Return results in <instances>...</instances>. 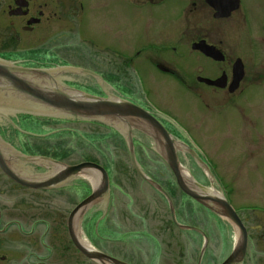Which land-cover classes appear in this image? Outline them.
<instances>
[{"label": "flooded vegetation", "instance_id": "flooded-vegetation-1", "mask_svg": "<svg viewBox=\"0 0 264 264\" xmlns=\"http://www.w3.org/2000/svg\"><path fill=\"white\" fill-rule=\"evenodd\" d=\"M194 4L197 6V3ZM240 5V8H243V0H240ZM115 6H119V9L115 10ZM128 6L137 10L149 6L148 11L153 14L143 21L154 20L157 36V0H0V58H12L24 53L41 54L49 52V46L59 52L64 46L66 33L62 32L63 26L57 27V22L74 20V24L77 22L80 24V20L97 21L91 45L94 49H103L105 55L87 56L86 61L89 67L84 65L83 57L78 59L80 66L68 68L62 64L63 59L59 58V64L54 63L57 66L50 71L66 72L71 76L61 83L63 85L73 84L84 88L86 84L88 88L99 90L105 98L124 100L139 106L149 112L177 143L175 151L179 153V162L187 184L202 198H207V204L213 208L209 209L199 203H196L199 209L186 210L182 205L180 207L176 198L171 196V189L182 194L187 199V205L195 201L177 187L175 176L168 168V160L163 158L162 152H155L157 161L152 163L155 165L158 162L163 167V175L167 183L169 182L168 187L162 182L161 175L155 178L172 198L175 218L179 225L174 222L170 202L158 191L157 196L161 198L167 212L162 222L160 217L164 208H161V203L155 202L157 211L153 212L151 219L163 223L164 226H160L162 230L160 232L171 234L174 230L177 231L172 235L176 245L170 242L164 251L172 256V248L175 246L178 250L177 254L172 256V264H264L259 262L257 257L260 252L259 247L256 240L253 242V235L251 236L252 231L256 233L261 230L260 227L251 224L254 216L240 212L241 207L236 208L233 203L231 204L242 226L221 215L226 212L219 206V200L224 194L220 191L218 184L225 183L224 177L218 174L215 177L208 175L206 163L202 162V164L193 156V147L186 144L184 134L171 121L173 120L184 132L194 138L206 154L207 164L217 171L218 166L195 138L197 135L195 130L198 127L195 120L204 118L217 104V102L209 104L204 94L225 93V91L228 92V88L207 86L201 82L200 78L217 80L223 74H227L228 82H230L232 67L238 58L229 61L223 52L224 61L217 62L200 52L185 49L182 41L170 42L175 38L170 34L164 35L169 41L162 43L163 48L157 49V45H154L153 53L149 50L153 46L143 45L130 51L129 43L124 39H128L127 31L123 33V36H118L117 44L108 37V33V38H103L100 29L104 28L106 32L115 27L125 29L127 20H140L138 12H134L130 18ZM202 7L207 8L212 15L210 18L218 22L228 20L234 15L220 20L215 17L216 11L206 0ZM243 17L244 20L248 19L246 11ZM54 31L56 33L49 35ZM180 38L182 39V36ZM202 40L220 49V46L209 43L204 38H197V41H192L191 45ZM196 57L209 62L212 68L207 66L204 70H195L194 58ZM108 58L112 61L105 63ZM4 60L7 59H0V63L7 62ZM113 61L117 63L116 66L113 65ZM147 63L157 73V79H154L157 83L155 85L157 99L158 91L162 87L169 90L173 97L171 91L173 89L192 96L194 107L185 116L190 122L189 125L181 118L180 111L165 107L152 99L153 92L147 85L150 81L140 71L141 65ZM227 63L230 68V77L225 69L219 70ZM83 68L90 70L91 74L73 75V72ZM135 75L141 80L144 96H141L137 89ZM247 77L245 68L244 80L233 97L231 96L239 113L242 112L237 102L241 101L242 96L248 95V100L251 101V97H255L257 93L251 90V84L247 87ZM83 83L84 85H81ZM2 84L3 82L0 81V87ZM127 86H130L132 92ZM254 87L257 90L256 86ZM222 100L225 99L218 100L221 103L220 106L227 105V100ZM149 101L156 110L149 106ZM0 103H6L5 107L11 108L8 113L0 111V131H2L0 139L4 145L2 153L11 169L30 184L29 186L18 183L0 169V264H162V259L159 257V251L162 248L161 238L157 235V231L145 225L150 218L141 204V193L138 194L135 191L141 190L145 180L134 169L129 152L130 163L128 161L126 164L131 168L133 175L129 176L128 171H124L121 180L125 182L120 180L116 183L112 179L107 195L102 196L101 193L94 195V191L102 187L101 180L98 178L81 176L68 180L58 179L56 177L61 169L54 161L47 160L49 158L43 155L28 154L23 150L24 146H19L15 141L10 143L11 141L4 137L6 131L11 130L3 129L2 126L5 128L14 126L13 132L19 135L24 132L14 124L13 116L21 114L43 116L49 115L48 113L21 111V114H13V110L28 109L26 105L28 101L13 91H0ZM108 126L124 139L127 150L130 135L133 137L136 148L139 149L140 147L149 149L146 143L157 142L164 136L158 129V125L156 129L146 121L138 119H130L126 122L111 121ZM21 156H27V161H23L25 159ZM137 159L143 171L150 175L146 165L139 157ZM55 160L62 162L59 159ZM122 184L130 189H134L135 186L136 188L131 194L125 193L124 188L121 187ZM115 200H117L116 203ZM131 202L135 206L132 211H130ZM135 221L137 225L128 224ZM208 221L213 222L212 232L206 224ZM131 229H137V231H130ZM243 232L247 237L245 250L241 248L240 241L244 237ZM217 236H220L219 240H214ZM253 243L257 250L251 249Z\"/></svg>", "mask_w": 264, "mask_h": 264}, {"label": "rangeland", "instance_id": "rangeland-1", "mask_svg": "<svg viewBox=\"0 0 264 264\" xmlns=\"http://www.w3.org/2000/svg\"><path fill=\"white\" fill-rule=\"evenodd\" d=\"M243 2L244 10L241 7L230 19L218 22L210 18L212 15H210V11L207 8L204 9L202 7L204 0H166L162 5L157 6V36L155 35L154 20L143 21L153 14V12L150 13L148 11V6L140 10L128 6L127 10L130 18H132L134 12H138L140 20H127L125 29L115 27L107 32L104 28L100 29V34L103 38L109 37L117 44L118 36H123V33L127 31L128 39H124L128 41L130 51L138 49L142 45L146 47L153 46L149 49L150 53L154 52V45H157V49H159L162 48V43L169 41L168 37L164 36L165 34L175 37L173 39L175 43L182 41L185 49L189 50H191L192 41H197V38H204L209 43L220 46L229 61H234L237 58L243 61L248 74L246 85L249 87L251 84V90L254 93L257 92L256 96L251 97V101H249L248 95L244 94L241 101L237 102V104H240L239 110L242 112L239 113L236 103L231 100L233 94L226 91L219 94H213V92L204 94L209 104L214 102H217V104L204 118L195 120L198 126L195 130L197 132L195 138L206 150L211 160L218 166V174L225 179V191L227 193L230 192V194L232 192L230 196L232 201L230 200V202H233L236 208L244 206L262 208L261 211L249 213L254 216L251 224L261 228L256 233L255 231L251 232L253 242L256 240L259 247L258 251L260 252L257 257H259V262L261 263L264 262V0H243ZM194 3H197V6ZM116 9H119V6H115ZM245 11L248 14L247 20H244L243 17ZM73 21L65 20L56 24L57 27L63 26L64 31L62 32L66 33L67 36V39L63 42L64 46L60 48L59 52L49 48V52H42L41 54H20L12 57V61L28 68H52L54 63L59 64V58L65 59V65L75 66L79 64V57H83L84 65L89 67V63L86 61L87 56L97 55L100 57L105 55L103 49H94L90 42L97 21L80 20V24L78 22L74 24ZM54 33L56 31L50 32L49 35ZM181 36L182 39L180 38ZM61 51H64V55ZM194 59L195 70H204L207 66L212 68V65L206 60L202 58L199 60L197 57ZM111 61L112 59L108 58L105 63ZM113 65L116 66L117 63L113 61ZM228 65V63L225 64L219 70L225 69V72L229 74L230 68ZM140 71L150 81L147 85L150 91L153 92L152 99L165 107L180 111L182 114L181 118L189 125L190 122L185 116L194 107L192 96L173 89L171 90L173 97L169 90L167 91L165 87H162L158 91L159 96L157 99V88H155L157 83L154 80L157 79V73L149 63L146 65L142 64ZM199 74L203 75L201 72ZM114 75L119 74L114 73ZM194 75L196 76V74ZM81 85H84V83ZM254 86H256L257 90ZM83 87L80 86L79 89L91 95L103 97L99 90L88 88L86 84ZM127 88L132 92L130 86H127ZM132 88L135 90L133 86ZM220 98L227 100V105L220 106L221 103L218 101ZM42 117L44 120L36 121L40 124H36L32 128L23 122L28 118L27 116L15 115L12 119L18 128L29 132H31L30 129L34 130L36 133L43 134L41 137L34 136L31 133H29L31 135L26 136L23 134L19 136L13 132L14 126H7L6 128L2 126L1 128L3 129L11 130L9 132L6 131L4 137L11 141L10 143L19 140V145L33 148L35 152L30 154L42 153L43 155L59 159L60 153L63 154L70 151L72 154L68 158L65 159L63 156L60 158L62 162H80L79 160L82 161L83 159L100 162L109 166V168L113 167V177L115 179L121 177V175L117 174H123L124 171L132 172L128 165H121L123 162L127 163L129 161L130 163L124 139L103 122L68 121L69 118L65 119L66 121L64 122H59L50 117L48 118V116ZM65 130H67L66 133H64ZM0 134H2V131H0ZM142 157L144 160L141 158L140 160L146 165V169L150 170L149 172L153 173L155 177L161 175L162 182L168 187L169 182L167 183L163 175V167L158 162L153 167L151 162L157 161V155L153 154L150 159ZM154 179L156 180V178ZM134 189L131 188L130 194L134 192ZM135 191L138 194L141 193V204L145 207V211L149 215L148 218H150L145 222V225L153 229V231H157V235L161 238L160 244L162 248L159 251V257L162 259V264H172V256L177 254L178 250L174 246L172 248V256L164 251H166L168 243L172 242L173 245H176L172 235L177 231L174 230L171 234L160 232L162 231L160 226H164L163 223H158L159 220L151 219L153 218V212L157 211L155 202L161 203V208H164V212H162L160 217L162 222L164 221L167 208L161 198L157 196V190L152 186L142 184L141 190L136 189ZM170 194L176 198L180 207L182 205L186 210L188 208L199 209L196 205L198 202L196 200L198 199L194 200V203L189 202L187 205V199L182 194L172 189ZM134 208L135 206L131 202L130 211ZM209 222L211 223L209 224ZM128 224L137 225L136 221ZM206 224L212 232L214 229L212 226L213 222L208 221ZM130 231H137V229H131ZM219 238L220 236L214 237V240H219ZM192 245L195 246L194 244ZM251 249H256L254 243Z\"/></svg>", "mask_w": 264, "mask_h": 264}, {"label": "water", "instance_id": "water-1", "mask_svg": "<svg viewBox=\"0 0 264 264\" xmlns=\"http://www.w3.org/2000/svg\"><path fill=\"white\" fill-rule=\"evenodd\" d=\"M226 2V4H222L221 6H217L215 4H212L214 8L218 9L220 14L217 17H226L229 12L232 11V9L235 8L236 2L232 0H223V2ZM229 2H233L232 5H229ZM227 12V13H225ZM194 48H200L209 56H214L216 58L220 57V53L217 52L212 47H208L204 42H202L199 45L194 46ZM213 50L216 52L214 53ZM23 74V75H32V71L29 69H20V68H13V67H4L0 65V76L4 77L6 82L10 84V87H12L14 90H16L19 93L26 94L27 97L32 98L35 105H38L40 107L48 106L52 107L56 111H62L67 112L70 114H77L82 117L86 118H99V117H106V116H139L142 115L145 117V112L143 113L142 110L131 106L130 104H126L124 107L123 105H117L116 108L112 107L113 104L107 100L91 97V96H85L84 100L79 99L78 97H72L69 94L64 93L63 91L54 89L52 91H44L40 89L38 86L32 84V82L27 81V79H23L17 75ZM33 74H38L37 72H33ZM243 77V64L239 60L235 65L234 70V82L230 88V91H234L241 81ZM225 79L222 78L217 81H209L205 80L210 85L214 86H223ZM223 83V84H222ZM69 90V89H67ZM175 156V155H174ZM173 161L176 158H172ZM0 165L3 171L10 176L11 178H16L13 172L8 168L7 164L5 163L3 157L0 155ZM97 167L93 164H86L80 167H71L67 168V171L65 174L67 176L74 175L79 171V169L83 167ZM173 170L175 171L177 177H178V184L180 188L185 192L196 199H199L196 195L189 192V190L185 187L184 183L182 182L181 176L179 174V170L177 167H174ZM107 179V177H106ZM107 183V181H105ZM224 206L228 207L227 204L224 202ZM230 210V214H233V210L228 207ZM235 221L238 222L237 218H234ZM244 245L246 246V238H243L242 246L244 248Z\"/></svg>", "mask_w": 264, "mask_h": 264}, {"label": "bare ground", "instance_id": "bare-ground-1", "mask_svg": "<svg viewBox=\"0 0 264 264\" xmlns=\"http://www.w3.org/2000/svg\"><path fill=\"white\" fill-rule=\"evenodd\" d=\"M109 102H111L113 104V106H111V109H112V107H115L116 108L117 104H123V102L121 100L111 99V100H109ZM51 108L52 107H49V109H51ZM130 118L133 119V120H136V119H139V116H130ZM146 144L149 146V149H144V148L140 147V151L142 153L137 151V153H138V155H139V157L141 159H143L142 156L148 157V159H150V157L153 154H156L155 153L156 151L162 152L161 155L163 156V158H165V160L172 159V158H176L174 161L171 162L170 167H171V169L174 168V167H177L179 169V174H182L183 168H182V165L179 162V158H180L179 157V153L177 151H176V154H174L172 152L173 151L172 150V146H170V144L168 143V141H166V139L163 136L159 140H157V142L156 141H150V142H148ZM134 153L136 154L135 151H134ZM83 168L84 169L91 170V171H94L95 173H98V174L99 173H102L101 171H99L97 169V167H88V168L83 167ZM121 187L124 188V185L122 184ZM201 191L207 192L206 190H201Z\"/></svg>", "mask_w": 264, "mask_h": 264}]
</instances>
